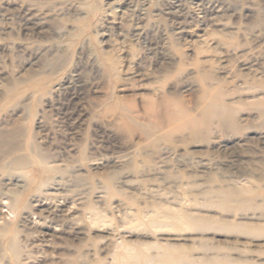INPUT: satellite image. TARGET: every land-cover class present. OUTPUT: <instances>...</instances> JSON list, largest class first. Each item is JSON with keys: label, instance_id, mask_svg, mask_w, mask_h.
<instances>
[{"label": "rangeland", "instance_id": "374dc122", "mask_svg": "<svg viewBox=\"0 0 264 264\" xmlns=\"http://www.w3.org/2000/svg\"><path fill=\"white\" fill-rule=\"evenodd\" d=\"M91 1L0 0V128L26 130L24 138L57 168L41 191L36 185L44 177L35 167L22 169L25 187L0 179L2 186L23 190L31 205L17 217L8 207L0 211L11 225H22L18 237L27 248L19 264H119L126 255L136 260L132 264H146L170 245L196 258L264 264V230L180 231L160 224L170 222L169 211L189 210L264 223V207L206 208L203 193L245 184L264 201V98L245 92L238 75L264 78V0H100L93 15L86 8ZM210 5H219L220 14L206 17L203 7ZM204 25L209 41L202 45L191 29L203 34ZM218 42L229 44V57ZM60 56L66 65L50 70L48 62ZM108 58L117 59V74ZM35 72L48 76L39 89L29 81ZM206 83L224 91L226 101L242 96L243 104L232 105L231 124L211 116L201 125L183 122L181 110L194 109ZM51 227L55 235L41 233ZM6 239L1 233V253L10 245ZM9 255L4 264H17Z\"/></svg>", "mask_w": 264, "mask_h": 264}, {"label": "bare ground", "instance_id": "6f19581e", "mask_svg": "<svg viewBox=\"0 0 264 264\" xmlns=\"http://www.w3.org/2000/svg\"><path fill=\"white\" fill-rule=\"evenodd\" d=\"M88 1V0H86ZM203 1V0H202ZM93 1H91V5L90 6H86V8L88 7L89 10L87 9V11L89 13H95L96 11H98L100 9V0H96L95 3H92ZM87 3V2H86ZM194 3V2H193ZM206 4V3H205ZM204 4V5H205ZM219 4V3H218ZM26 5V4H25ZM28 5V4H27ZM26 5V6H27ZM126 5V4H125ZM207 5V4H206ZM20 6V5H19ZM174 6V5H173ZM177 6V5H176ZM172 7V9H175V11L177 12L178 7ZM197 6V5H196ZM211 6V5H210ZM33 6H29L26 8L27 12L32 10ZM171 7V6H170ZM199 7V6H197ZM202 8V6H201ZM204 14H206L205 16L207 17L209 14H207V12L209 13H219L221 12V7H219V5H212L211 7H203ZM37 12V11H36ZM169 12V11H167ZM173 13V11H172ZM201 13V12H200ZM30 14V13H29ZM220 14V13H219ZM203 15V14H202ZM122 16V15H119ZM182 16V15H181ZM32 17V15H31ZM204 17V16H203ZM205 17V18H206ZM28 17L26 16V19ZM209 18V16H208ZM214 18V17H213ZM115 19V18H114ZM211 19V18H210ZM221 19V18H220ZM211 21V20H210ZM216 21V16L213 19V23H217ZM261 21V20H260ZM260 21H258L257 23H259ZM33 23V22H31ZM35 23V22H34ZM220 23V22H219ZM36 24V23H35ZM32 25V24H31ZM191 25V24H190ZM216 25V24H215ZM28 26V25H27ZM205 26V25H204ZM30 28V27H29ZM180 29V28H178ZM185 29V28H184ZM212 29V28H211ZM210 29V30H211ZM179 31V30H178ZM200 31L203 32V34H199L197 31V29L192 28L191 29V33L194 34L197 37V42L201 43L202 45L203 43H207V32H208V26L203 27L202 29H200ZM220 31V30H219ZM201 33V32H200ZM216 34V33H215ZM219 35V34H218ZM217 35V36H218ZM213 36V35H212ZM215 36V35H214ZM224 37V36H222ZM235 37V36H234ZM195 39V38H194ZM193 39V40H194ZM219 39V38H218ZM235 39V38H234ZM226 43V42H225ZM220 43L218 42L217 44L220 45L221 47V51L220 53H223V55L228 56L230 54H232L233 50L230 49L229 44L228 43ZM234 43V42H233ZM236 43V42H235ZM234 43V44H235ZM195 44V43H194ZM192 44V45H194ZM228 44V46H227ZM232 45V44H231ZM236 45V44H235ZM212 46V45H211ZM200 51L204 52L206 51V45L205 46H199ZM236 47V46H235ZM180 49V48H179ZM234 49V48H233ZM64 52V51H63ZM215 53V52H214ZM200 54V53H199ZM105 55V54H104ZM236 55V54H235ZM68 56V55H67ZM106 56V55H105ZM64 57V56H63ZM61 58V56L59 58H55L52 59L48 62V67L50 68V70H56L58 68H61L65 63V59ZM110 57V56H109ZM222 57V56H221ZM207 58V57H206ZM223 58V57H222ZM109 59V58H108ZM218 59V58H217ZM110 60V70L113 74H117L118 72V61L117 59H109ZM224 60V59H223ZM230 60V58H229ZM199 61V60H198ZM244 61V60H243ZM203 62V61H202ZM211 62V61H210ZM245 62V61H244ZM68 63V62H67ZM226 63V62H225ZM247 63V62H246ZM220 64V62H219ZM209 65V64H208ZM245 65V64H244ZM100 67V66H99ZM261 67V66H260ZM247 68V67H246ZM217 69V68H216ZM228 69V68H225ZM252 69V68H251ZM229 70V69H228ZM45 71V70H44ZM229 73H233L231 72V70L228 71ZM43 73V72H42ZM45 73V72H44ZM55 73V72H54ZM53 74V73H52ZM36 76H31L32 78L29 79V81H31V87H34L36 89H39L43 86H45L48 83V76H37L36 72H35ZM182 75H184L182 73ZM237 75V74H236ZM241 78V80H243V84L245 85V92L247 93H251L253 97H256L257 99H262L264 98V78L263 77H252L250 76L249 73H240L238 74ZM114 76V75H113ZM203 76V75H202ZM226 76V75H225ZM238 76V77H239ZM29 77V76H27ZM185 77V76H184ZM166 78V76H165ZM161 79V78H160ZM167 79V78H166ZM165 79V80H166ZM209 79V78H208ZM27 80V79H26ZM162 80V79H161ZM212 81V80H211ZM210 83H213L211 82ZM214 81V80H213ZM218 82V80H216ZM21 82V81H20ZM19 82V83H20ZM25 82V81H24ZM223 82V81H222ZM68 83V82H67ZM70 83V82H69ZM210 83H206V89L204 91V93L202 94L203 97H200V101L198 102V104H195L194 109L189 110V107L187 106V110H181V113H183V122L184 123H188V122H197L202 120H206L207 116H211L212 117H219V119H223L224 121H230L234 122V116L235 115V109L232 107L233 103H241L243 104L244 100L242 99V96H238L236 97L237 94L234 98H231L229 101H226L224 98V91L222 92L221 89H219L218 87H216L213 84ZM29 84V85H30ZM14 88V87H13ZM156 88V87H155ZM218 88V89H217ZM153 89V88H152ZM155 91V89H154ZM201 93V92H200ZM226 93V92H225ZM228 93V91H227ZM6 94V93H5ZM153 94V93H152ZM245 94V93H244ZM172 96V95H171ZM247 96V95H246ZM153 99V98H152ZM156 99V98H155ZM198 99V97H197ZM148 101V100H147ZM162 101V100H161ZM169 101V100H168ZM181 101V100H179ZM197 101V100H196ZM158 102H160L158 100ZM157 102V103H158ZM166 102V101H165ZM259 102V101H258ZM156 103V104H157ZM151 104V103H150ZM162 104V102L160 103ZM180 104V103H179ZM164 105V104H163ZM148 106V105H147ZM158 106V105H156ZM167 106V105H166ZM184 106V105H182ZM149 107V106H148ZM161 107V106H160ZM169 107V106H167ZM158 108V107H157ZM166 108V107H165ZM170 108V107H169ZM168 108V109H169ZM163 109V107H162ZM160 110V109H159ZM238 110V109H237ZM236 110V111H237ZM163 111V110H162ZM167 111V110H165ZM178 111V110H177ZM180 112V111H179ZM180 113V115H181ZM195 113V114H194ZM132 114V113H131ZM166 114V113H165ZM171 113L167 114V117H169ZM160 115V114H159ZM179 115V114H177ZM176 115V116H177ZM67 116V115H66ZM126 116V115H125ZM154 116V115H153ZM152 116V117H153ZM162 116V115H161ZM160 116V117H161ZM264 116V113H263ZM121 117V116H120ZM128 117V116H127ZM157 117V116H156ZM198 117V118H197ZM122 118V117H121ZM182 118V119H183ZM179 119L180 116H179ZM209 119V117H208ZM214 119V118H213ZM217 119V118H216ZM168 120V119H166ZM175 122L177 121L176 118L174 119ZM78 121V120H77ZM161 121V120H160ZM179 121V120H178ZM163 123V121L161 122ZM180 123V122H179ZM4 124V123H3ZM2 124V125H3ZM8 124V122H7ZM153 124V123H152ZM165 124V122H164ZM169 124V122H168ZM176 124V123H175ZM178 124V123H177ZM141 125V124H140ZM139 125V126H140ZM155 125V124H154ZM158 125V124H157ZM171 125V124H170ZM174 125V124H173ZM172 125V126H173ZM181 125V124H180ZM191 125V124H190ZM201 125V124H200ZM15 126V125H14ZM144 126V125H142ZM153 126V125H152ZM178 126V125H177ZM189 126V125H188ZM192 126V125H191ZM6 126H3L2 128H0V179H3V181L5 179L8 180H13L15 181L13 183L14 186H17L18 188L21 187H25L21 185V182H23V177H27L28 175L26 173L22 172V169L27 168V167H35L37 169H39L40 171H42L43 173V177L44 180L36 185V190L37 191H41V189L46 186L51 179H53L51 176H49L50 172L55 171L56 169L54 167H52L50 165V162L48 161V157H46V155H44V152L39 149V146H36L34 143H32L27 137L24 138V132L21 128H17V129H7L4 128ZM19 127V126H17ZM151 127V126H150ZM154 127V126H153ZM193 127L195 128V125H193ZM197 127V126H196ZM15 128V127H14ZM179 128V127H178ZM177 128V129H178ZM182 128V127H181ZM186 128V126L184 127ZM191 129V127H189ZM200 127H198L197 129H199ZM202 128V126H201ZM200 128V129H201ZM147 129V128H146ZM163 129V128H161ZM171 129V128H170ZM177 129H175L177 131ZM199 129V130H200ZM143 130V129H142ZM154 132V129H151ZM156 130H159V128H157ZM167 130V129H165ZM173 130V129H172ZM183 130V129H182ZM68 131V130H67ZM148 131V130H146ZM169 131V130H168ZM192 131V130H191ZM143 132H145L143 130ZM158 132V131H157ZM160 132V131H159ZM158 132V133H159ZM175 132V131H174ZM199 132V131H198ZM142 133V132H141ZM179 132H176L175 134H177ZM29 134V133H28ZM71 134V133H70ZM145 134V133H144ZM143 134V135H144ZM147 134V133H146ZM145 134V135H146ZM151 134V133H150ZM161 134V133H160ZM171 134V133H170ZM174 134V135H175ZM173 136V135H172ZM31 137V136H30ZM150 137V136H149ZM144 138V137H143ZM32 139V138H30ZM146 139V137H145ZM149 139V138H148ZM147 139V140H148ZM152 139V138H151ZM155 139V138H154ZM150 140V139H149ZM55 149V148H54ZM67 157V156H66ZM65 158V157H64ZM120 162V161H119ZM164 162V161H163ZM210 163L208 162L207 165H209ZM205 165V164H204ZM185 166V165H184ZM208 167V166H206ZM217 168V167H216ZM34 170V169H33ZM70 172V171H69ZM81 172V171H80ZM160 174V173H159ZM209 175V174H208ZM47 176V177H46ZM114 176V175H113ZM162 176V175H161ZM169 176V175H168ZM46 177V178H45ZM144 177V176H143ZM108 179H112V177H109ZM230 180V178H229ZM165 181V180H164ZM241 181V180H240ZM258 181V180H257ZM256 181V182H257ZM39 182V181H38ZM217 182H219L217 180ZM236 182V181H235ZM244 182V181H242ZM4 183V182H3ZM172 183V182H171ZM209 183V182H208ZM216 183V182H215ZM167 184V183H166ZM179 184V183H177ZM233 184V183H232ZM261 184V183H260ZM5 185V184H4ZM170 185V183H169ZM209 185V184H208ZM207 185V186H208ZM165 186V185H164ZM178 186V185H177ZM176 186V187H177ZM216 186V185H215ZM254 186V185H253ZM104 187V186H103ZM202 187V186H201ZM106 188V187H105ZM189 188V187H188ZM208 188V187H207ZM204 189L203 193L205 194L206 198H205V207L207 208V206L209 207H214V208H218L220 209V211H224V212H232L234 211L237 207L241 208L243 206L245 207H250V208H259V207H264V201L262 202H258V198H260V194L257 193V191L251 187H249V185H245V184H241V185H231V184H224L222 186H217V187H213V190H209L211 189L210 187L208 189ZM24 189V188H23ZM173 189V188H172ZM192 190V189H190ZM179 191V190H178ZM25 192V191H24ZM140 192V191H139ZM189 192V191H188ZM192 192V191H191ZM194 192V191H193ZM149 193V192H148ZM176 193V192H175ZM173 193V194H175ZM141 194V193H140ZM143 195V194H142ZM141 195V197H142ZM158 196V195H157ZM103 197V196H102ZM262 198V197H261ZM140 199V198H139ZM151 199V198H150ZM157 199V198H156ZM171 199V198H170ZM192 199V198H191ZM45 200V199H44ZM258 200V201H257ZM264 200V199H263ZM157 201V200H156ZM194 202V201H193ZM144 203V202H142ZM188 203V202H187ZM32 204V203H30ZM201 204V203H200ZM78 205V204H77ZM29 205L24 201L23 198V190L19 189V190H14L13 188L9 187V186H2V183H0V211L1 208L4 207H8L17 217L19 216V212L23 209L28 207ZM31 206V205H30ZM29 206V207H30ZM171 206V205H170ZM241 206V207H239ZM28 207V208H29ZM236 207V208H235ZM234 209V210H233ZM96 210V209H95ZM187 210V209H186ZM94 211V210H93ZM158 211V210H157ZM178 211V210H176ZM181 211V210H180ZM179 212V211H178ZM198 212V211H197ZM155 213V212H154ZM21 214V213H20ZM97 214V213H96ZM101 214V213H100ZM247 214V213H246ZM249 214V213H248ZM98 215V214H97ZM132 215V214H131ZM149 215V214H148ZM156 215V214H155ZM151 216V215H150ZM223 216V215H222ZM96 217V216H95ZM94 217V218H95ZM166 218H168V220L170 219V222H168L167 224H163L162 222H160L161 225H165V226H170L173 227L175 229H178L180 231L184 230V228H188L190 230L191 229H195V230H206L209 228H222V229H227V230H234L235 231H245L248 233H256V232H260L262 230H264V223L262 224H248L247 222H233L227 218L224 217H215V216H209L204 215V214H196L194 212H191V210L189 211H184L181 212V214H175L172 213L171 211H169V213H167L165 215ZM227 217V216H226ZM98 218V217H96ZM229 218V217H228ZM234 218V217H233ZM100 219V218H99ZM128 219V218H126ZM160 219V218H159ZM163 219V218H162ZM247 219V218H246ZM83 220V219H82ZM93 220V219H92ZM104 220V219H103ZM242 220V219H241ZM95 221V220H94ZM97 221V220H96ZM13 222V221H11ZM11 222L5 220V218H2L0 216V234L2 233V235L4 237H7L8 239H6L5 241H8L10 238V245H3L4 250L2 251V253L0 252V264H4V262H6L5 260L8 259L7 258V251H10V257H9V262L10 261H14L15 263L19 264L20 263V257L22 255V253L24 252V250L27 248V245H21L20 243V239L18 237L19 233L22 231L20 229V225H11ZM100 222V221H97ZM94 222V223H97ZM81 223V222H80ZM133 223V222H132ZM155 222H153L152 224H154ZM78 224V223H77ZM84 224V223H83ZM98 224V223H97ZM145 224V223H144ZM151 224V223H150ZM159 224V223H158ZM94 225V224H93ZM143 225V224H142ZM58 226V225H57ZM95 227V226H94ZM134 227V226H133ZM160 227V226H159ZM186 228V230H188ZM11 229H14V234L12 237L9 236ZM114 229V228H113ZM231 231V232H232ZM57 232V229L55 227H51L50 229L48 228V231L46 230H42L41 233H43L44 235H51L53 236V234L55 235ZM68 234V233H66ZM89 235V234H88ZM110 236V235H109ZM193 236V235H191ZM190 236V237H191ZM101 237V236H100ZM112 239V238H111ZM115 239V238H114ZM82 240V239H81ZM116 241V240H114ZM3 242V241H2ZM175 242V241H174ZM115 243V242H114ZM53 245V244H52ZM110 245V244H109ZM175 245V244H174ZM108 246V245H107ZM172 246L170 245V250H166V251H161V253H158V255L154 258H149L146 260V264H247L244 263L243 261H239V260H233L231 258H225V257H215L214 258L209 256V257H205V258H199V257H194L193 255L187 254L186 252V248H183L182 246ZM112 247V246H111ZM121 247V246H120ZM123 247V246H122ZM185 250H183V249ZM205 248V247H204ZM146 249V248H145ZM144 249V250H145ZM167 249V248H166ZM66 250V249H65ZM86 250V249H85ZM129 250V249H128ZM43 251V250H42ZM48 251V250H47ZM64 251V249L62 250ZM159 251V252H160ZM67 252V251H66ZM71 252V251H70ZM150 252V251H149ZM189 252V251H188ZM91 253V252H90ZM156 253V252H155ZM213 253V252H212ZM149 254V253H148ZM151 254V253H150ZM153 254V253H152ZM208 254V253H207ZM211 254V253H210ZM213 255V254H212ZM115 256V254L113 255ZM117 256V255H116ZM115 256V257H116ZM131 257V255H129ZM75 257V256H74ZM81 257V256H80ZM83 257V256H82ZM85 257V256H84ZM94 257V256H93ZM96 257V256H95ZM113 257V258H115ZM119 257V253L118 256ZM126 256H122L120 259L119 264H132L134 263L133 258H125ZM86 258V257H85ZM139 257H137L138 259ZM84 259V258H82ZM96 259V258H95ZM144 258H142L143 260ZM94 260V259H93ZM92 260V261H93ZM105 260V259H104ZM101 262H104L102 260H100ZM114 261V260H113ZM112 261V262H113ZM117 260H115L116 262ZM8 262V261H7ZM57 262V261H56ZM55 262V263H56ZM59 262V261H58ZM57 262V263H58ZM64 262V261H63ZM68 262V261H67ZM12 263V262H11ZM105 263V262H104ZM252 263V262H251ZM8 264V263H7ZM13 264V263H12ZM63 264V263H61ZM80 264V263H79ZM117 264V263H115ZM140 264V263H139ZM142 264V263H141ZM144 264V263H143Z\"/></svg>", "mask_w": 264, "mask_h": 264}]
</instances>
